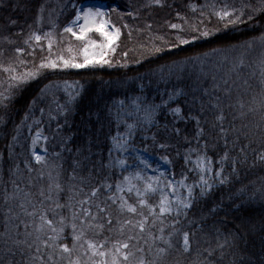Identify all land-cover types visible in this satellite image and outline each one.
<instances>
[{
  "label": "snow or ice",
  "instance_id": "6c2138e0",
  "mask_svg": "<svg viewBox=\"0 0 264 264\" xmlns=\"http://www.w3.org/2000/svg\"><path fill=\"white\" fill-rule=\"evenodd\" d=\"M149 4L162 6L163 0H149ZM187 7L192 12L200 9V19L189 25L190 34L199 36L186 38L180 34L184 31L182 24L170 23L168 27L179 30L175 36L178 44L163 36L154 37L168 50L219 31L203 26L206 7L213 10L209 19L215 15L225 27L234 29L251 24V31L259 35L169 59L163 58L165 48L154 44L149 55L162 62L133 77L127 95L90 105L81 120L82 127L75 130L68 117L82 86L78 81H65L63 102L55 95L59 84L43 86L30 99L21 122L13 125L11 133L5 132L0 145V264H162L170 251L194 252L192 264H264V214L259 217V226L255 217L248 215L223 230L216 220L208 223L209 216L215 217L222 210L219 205L208 210L209 216L189 217V211L201 199L210 196L218 185L229 183L241 168L264 167V58L257 79L259 91L252 96L253 103L259 98L261 114L254 128L244 123L236 126L238 119L256 109L241 97L232 98L233 86L239 87L236 80L249 67L246 52L258 44L264 53V0L220 8L190 0ZM176 16L180 17V12ZM81 19L83 23H77ZM181 19L187 23L186 17ZM74 23L79 31L72 26L63 31L87 42L79 49L69 46L67 57L51 55L50 32L42 37L33 31L23 43L34 49L46 39L47 58L28 68V61L21 58L26 49L15 47L14 57H8L7 63L0 61V71L6 74L0 81V126L7 127L15 99L30 81L42 75V70L111 66L106 57L109 51H115L120 28H110L105 13L91 8L77 11ZM91 32L99 33L104 42L90 39ZM3 39L14 43L8 36ZM4 51L0 47V56ZM21 66L22 72L18 71ZM242 83L252 87L249 79ZM160 85L164 86L162 90ZM153 86L159 93L158 102L148 96ZM49 96L46 107H37ZM45 118L49 124L56 122L51 137L43 131ZM24 128L32 133L27 148L22 142L28 139ZM138 130L149 132L144 139H151L161 149L186 144L183 159L185 164H192L188 172L193 177L188 172H182L179 179L175 173L145 175L144 168L150 169L152 164L139 155L130 164L124 153L135 150ZM102 138L110 144L106 155ZM50 140H58L55 147L59 151L51 153L54 159H50L47 147ZM40 142L44 144L38 151ZM161 159L171 163L167 155ZM132 165L135 170L128 171ZM117 168L122 171L113 180ZM238 192L247 195L249 203L259 198L264 208V186L250 193L246 187ZM152 197H156L155 202ZM233 207L239 210L243 204Z\"/></svg>",
  "mask_w": 264,
  "mask_h": 264
},
{
  "label": "trees",
  "instance_id": "16d2710c",
  "mask_svg": "<svg viewBox=\"0 0 264 264\" xmlns=\"http://www.w3.org/2000/svg\"><path fill=\"white\" fill-rule=\"evenodd\" d=\"M230 1V0H229ZM233 1V0H232ZM85 2H101L106 6L108 20L112 25L120 28V36L115 45V51L108 54L106 57L111 61L110 65H99L96 67H89L79 70H64V69H45L42 70V75L30 81L27 89L22 95H19L11 106L9 114V122L7 127L0 126V145L3 144L5 132L11 133L14 124H19L24 118L30 99L35 96L39 90L54 82L62 85L65 81L68 83L79 82L82 86L81 95L76 104V107L71 115L68 117V123L73 130L82 127L81 120L86 116L90 105L96 103L103 104L110 101L113 97H123L130 92V85H132V78L138 74H144L150 67H154L162 60H157L149 55V51L153 45L165 48L163 53L164 59L182 57L192 55L196 52L206 51L209 48L217 47L225 44H237L244 40H248L253 36H258L259 32L251 31L253 27L249 24L248 28L244 25L238 26L234 29L233 26L225 27L223 22L218 21L212 13L211 7L203 9L205 15L203 17L204 25L209 30L219 29L213 35L207 38H199L189 45H181L178 48L168 50L166 45L159 39H154L157 36H163L165 40L170 43H177L175 36L178 29H171L168 27L170 23L182 24L184 31L181 35L190 39L191 34L199 36V33H191L189 25L197 23L200 19V9L192 12L188 7L190 0H163V5L149 4V0H0V47L4 48V55L0 56V61L7 63L8 57H14L16 54L13 49L15 47H24L25 53L21 54V58L28 61L26 67L32 68L34 64H38L42 58H47L49 50L47 48V40L42 39L40 45L29 48L23 43L25 37L31 32L35 31L44 37L45 33H51L53 41V49L51 55L56 54L68 55L67 48L71 46L73 49L82 47V42L75 39L69 33L63 31L68 23L75 16L76 7ZM198 5L215 4L220 8L223 0H194ZM249 2V0L233 1V5L239 7L240 4ZM255 4L256 0H250ZM43 6V8H41ZM180 12V17L176 13ZM181 17L187 18V23ZM14 21L15 23H9ZM151 25L149 29L148 25ZM8 36L14 41L13 44L4 42L3 37ZM92 38L99 40L96 35ZM34 43V42H33ZM126 53V55H125ZM79 57H77L78 59ZM264 58L262 48L260 45H254L252 51L245 54L246 63L249 67L240 73L241 79L236 80L239 87L233 86L232 98L241 97L243 101L256 109L254 113H249L247 117L238 119L236 126L239 127L242 123L248 124L250 128H254L255 124L260 122L259 98L257 102H252V96L258 93L257 79L260 74V61ZM18 71H24V66L18 68ZM255 72V76L252 73ZM6 74L0 71V81L5 80ZM233 79H236L233 76ZM243 79H249L252 85L248 88L242 83ZM160 85V89H163ZM56 97L62 99L60 92L55 91ZM150 99L159 101V93L155 86L148 91ZM49 96L44 103L38 104L37 107H46ZM247 111V108L245 109ZM229 116L231 113L229 111ZM63 123V120H60ZM55 121H52L49 126H46V131L49 132L47 136L51 137L55 131ZM68 129L65 128V131ZM113 132L115 129L112 130ZM150 133L148 132V136ZM101 147L105 155L110 146L109 141L102 138ZM25 148L29 146L28 141H22ZM58 140H50L47 144L50 154L59 151L55 147ZM144 145H147L148 151L156 158H161L167 155L171 161L168 163L171 168V173L176 174L179 179L182 172L186 171L183 153L186 144L180 142L175 148L167 150L161 149L152 143L151 139H146ZM19 151V149H17ZM177 152L180 155H177ZM112 179L118 177L117 171ZM230 182L223 186H217L211 193L199 201L193 209L189 211L190 218H199L201 215L209 216L208 210L213 205H219L220 210L215 217L209 216L208 223L211 224L213 220L218 222V226L223 229H231L234 224L240 223V217L253 215L256 219L257 226H259V217L264 214V208L261 207L259 198L249 203L247 195L240 196L238 190L247 188L250 193L252 190L260 189L264 186V167H246L241 168L236 176L230 177ZM239 196V199L237 197ZM243 204V207L237 210L233 205ZM223 221L222 224L219 222ZM195 248V245H194ZM195 259V253L183 254L178 251H170L167 254L162 264H192Z\"/></svg>",
  "mask_w": 264,
  "mask_h": 264
},
{
  "label": "rangeland",
  "instance_id": "374dc122",
  "mask_svg": "<svg viewBox=\"0 0 264 264\" xmlns=\"http://www.w3.org/2000/svg\"><path fill=\"white\" fill-rule=\"evenodd\" d=\"M233 1L239 2L240 0H233ZM233 1L232 0H230V1L229 0H223V2L220 5V7L223 6L224 4L233 5ZM89 8H91L93 10L100 9L102 12L105 13V18L108 19L106 6L103 3H101V2H85L83 4H80L79 6L76 7L75 16H76L77 11H85V10H87ZM75 16L71 20V22L66 25V27L72 26L75 31H79L78 27H76V23H74ZM77 23L82 24L83 23V20L81 19ZM111 25L112 24L110 23V26H109L110 28H111ZM69 34L71 35V33H69ZM92 35H96L99 38V41L101 43L104 42L103 41V38L100 36L99 33H96V32L89 33V38L90 39H95V38H92L91 37ZM79 41H81V40H79ZM81 42H82V46H83V44L86 43L87 41H81ZM116 42L114 44V47L116 45ZM109 53H111V51H109L108 54ZM78 59L79 60H82V57H79ZM96 66H99V65H91V66H87L85 68L96 67ZM58 69H63V68H58ZM70 69L79 70V69H75V68H68V69H64V70H70ZM81 69H84V68H81ZM69 84H72V83H69ZM56 91L61 93V95H62L63 98L60 99V100H61V102H63V100L66 99V95H65V90H64L63 84L60 85V88L58 90H56ZM36 115L39 116L40 113L38 111H36ZM46 126H49V122L45 118L44 126H43V131H44V134L45 135H48L49 132L46 131V129H48V128H46ZM22 131H23L24 135L28 138L27 139L28 144H30L31 135H32V133L35 132V127H33V129H32V133H29V131H28L27 128H24ZM145 136H148V132L147 131H144L143 133H141L138 130L137 131V135H136L135 140H134L135 150L134 151L127 152V153H124V156L129 160V163L130 164H131L132 161H135L136 160V156L137 155L141 156L143 159L147 160L150 164H152V168H150V169L149 168H144L145 175H148V176H151V175H159L161 172H163L165 174L171 173L170 165L167 162H165L161 158H156V157H154L153 155H151L149 153L148 148H147V145H144V141L146 140V139H144ZM43 144H44V142H40L37 145V150L38 151L41 150V146ZM145 149H147V150H145ZM140 167L143 168V165H141ZM190 168H192V164H188L186 166V171L188 172V169H190ZM115 170L117 171V174L119 176L120 175V172L122 170L119 169V168H117ZM133 170H135V166L134 165H132L131 167L128 168V171H133ZM188 175H189L190 178L193 177V173L188 172ZM155 200H156V197H152V202H155Z\"/></svg>",
  "mask_w": 264,
  "mask_h": 264
}]
</instances>
